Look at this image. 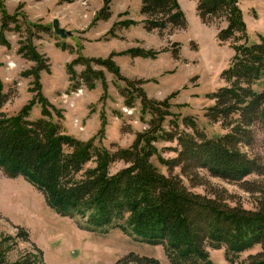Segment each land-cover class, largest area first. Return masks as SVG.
Returning <instances> with one entry per match:
<instances>
[{
	"label": "rangeland",
	"instance_id": "obj_1",
	"mask_svg": "<svg viewBox=\"0 0 264 264\" xmlns=\"http://www.w3.org/2000/svg\"><path fill=\"white\" fill-rule=\"evenodd\" d=\"M198 1L178 0L186 26L160 32L146 29L141 0H0V30L2 11L17 19L3 29L8 45L0 43V83L7 95L3 111L8 116L25 111L30 120H36L48 107L53 122L59 121L64 133L84 141L94 139L98 148L114 153L130 148L155 117L142 103L138 89L142 88L153 100L169 99L164 131L193 134L194 129L184 122L188 117L208 137L227 133L229 129L220 121H211L207 116L208 107L215 102L211 94L227 85L222 73L238 49L264 38V0H237L243 28L224 41L219 33L229 24L226 15L203 20L197 10ZM102 13L109 17H102ZM55 18L72 32L71 36L56 34ZM27 43H32L46 60L48 68L40 71V92L53 106L37 96L35 76L25 74L37 65L20 51ZM140 49L155 52V56L134 55ZM174 50H178V56ZM80 56L111 58L134 85L108 67L92 62L93 69L103 76L94 80L93 87L88 86L80 77L87 67L73 64L76 80L81 83L74 88L77 81L72 78L71 64ZM255 132L253 146L242 150L264 165V130L257 125ZM140 142L141 148L150 153V163L161 173L180 175L193 191L208 194L211 190L208 184L191 187L180 166L170 170L168 162L180 150L177 138L144 137ZM96 165L93 159L86 167ZM128 165L117 159L104 168L114 175ZM199 175L214 190H224L229 204L259 208L262 192L249 188H264V173L250 174L244 183L227 182L206 170H200ZM128 220L129 214L110 226H86L78 217L57 213L45 195L24 177L11 178L0 169V255L8 262L31 253L36 256L34 264H113L134 252L157 258L161 264H173L161 245L139 239ZM22 232L27 233V239ZM260 250L261 246L256 245L240 258ZM209 251L210 264H237L226 259L224 248Z\"/></svg>",
	"mask_w": 264,
	"mask_h": 264
},
{
	"label": "trees",
	"instance_id": "obj_2",
	"mask_svg": "<svg viewBox=\"0 0 264 264\" xmlns=\"http://www.w3.org/2000/svg\"><path fill=\"white\" fill-rule=\"evenodd\" d=\"M141 1V13L146 16L144 22L148 31L163 32L186 26L187 20L178 0ZM197 10L203 20L226 15L229 24L219 33L223 41L243 28L237 0H199ZM2 13L5 30L10 21L17 19ZM103 15L109 17V14ZM3 29L0 30V43L8 45ZM20 51L36 61L37 65L25 74L35 76L37 96L47 106H53L40 92V71L48 68L44 56L32 43L23 44ZM174 54L178 56V50H174ZM134 55L155 56V52L140 49ZM92 62L132 82L120 73V67L111 58L84 56L72 62V78L78 79L73 64L81 63L87 67L81 73V80L93 87L94 80L103 73L93 69ZM222 76L227 85L211 94L215 102L208 107L207 116L211 121H220L229 129L227 133L208 137L188 117L184 122L194 129L193 134L164 131L162 123L169 115V99L153 100L138 88L142 103L155 117L150 128L139 133L130 148L114 153L98 148L94 139L84 141L64 133L61 123L53 122L48 107L44 108L43 117L36 120H30L25 111L8 116L3 111L7 95L0 83V169L8 177H24L45 195L48 205L57 213L78 217L86 226H110L129 214V228L142 241L161 245L173 264H210V248H224L226 259L232 263L264 264V188H249L262 192L259 208L250 210L229 204L224 190H214L199 175L200 170H206L211 176L227 182L244 183L248 175L264 173V165L242 150V147L253 146L257 125L264 130V38L242 45ZM80 86L79 81L74 84V88ZM159 136L169 140L177 138L180 144L178 155L168 162L170 170L180 166L191 187L208 184L211 188L208 194L191 190L180 175H166L150 163V153L141 148L140 141L144 137L151 140ZM93 159L97 165L86 167ZM117 159L130 165L110 175L104 166ZM21 235L27 239L26 232ZM256 245L261 246L260 251L246 259L240 258L243 252ZM35 262L36 256L31 253L15 262H8L0 255V264ZM113 264L161 262L131 252Z\"/></svg>",
	"mask_w": 264,
	"mask_h": 264
},
{
	"label": "water",
	"instance_id": "obj_3",
	"mask_svg": "<svg viewBox=\"0 0 264 264\" xmlns=\"http://www.w3.org/2000/svg\"><path fill=\"white\" fill-rule=\"evenodd\" d=\"M53 28L56 34L60 35L63 38H66L72 35V32L70 30H67L66 28L60 25L59 19L57 18L53 20Z\"/></svg>",
	"mask_w": 264,
	"mask_h": 264
}]
</instances>
